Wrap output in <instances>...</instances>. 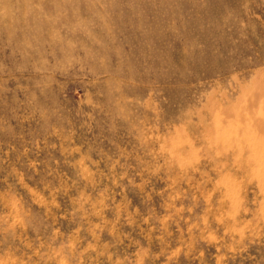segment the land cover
<instances>
[{"label": "rangeland", "instance_id": "rangeland-1", "mask_svg": "<svg viewBox=\"0 0 264 264\" xmlns=\"http://www.w3.org/2000/svg\"><path fill=\"white\" fill-rule=\"evenodd\" d=\"M0 264H264V0H0Z\"/></svg>", "mask_w": 264, "mask_h": 264}]
</instances>
